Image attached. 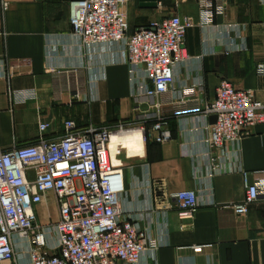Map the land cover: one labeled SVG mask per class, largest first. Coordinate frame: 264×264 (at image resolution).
Listing matches in <instances>:
<instances>
[{
  "label": "crops",
  "instance_id": "obj_1",
  "mask_svg": "<svg viewBox=\"0 0 264 264\" xmlns=\"http://www.w3.org/2000/svg\"><path fill=\"white\" fill-rule=\"evenodd\" d=\"M1 1L8 9L0 13V150L34 143L39 123L49 126L44 137L56 140L65 121L78 129L123 125L147 133L160 119L169 140L156 143L146 134L142 154L129 157L124 151L118 157L121 218L158 244L137 264H264V197L246 215L228 208L244 197L242 174L264 172V124L238 143L209 150L212 117L176 118L169 104L190 87L204 106L222 80L264 103V74L257 70L264 62V0H225L224 12L215 13L208 28L199 25L197 0H156L154 7L127 0L129 33L171 16L191 24L184 36L188 58L174 67L173 86L159 100L144 94L149 83L143 69L132 73L124 63L123 43L85 45L72 35L71 4L78 0ZM23 91L36 96L22 100ZM158 102L161 107L155 108ZM115 138L125 149L128 141L141 144L138 133ZM180 191H194L198 198L189 222L179 221L169 198ZM35 211L42 225L58 218L52 195ZM13 241L15 264H29L26 243ZM55 241L52 233L49 246Z\"/></svg>",
  "mask_w": 264,
  "mask_h": 264
},
{
  "label": "built area",
  "instance_id": "obj_2",
  "mask_svg": "<svg viewBox=\"0 0 264 264\" xmlns=\"http://www.w3.org/2000/svg\"><path fill=\"white\" fill-rule=\"evenodd\" d=\"M127 0H78L71 4V33L85 45L123 43L122 59L134 73L143 69L149 83L144 94L161 99L174 83V67L187 58L185 31L191 24L178 16L152 22L129 33L123 11ZM199 25L211 27L215 13H223L225 0H197ZM8 4L0 2V13ZM264 74V62L257 67ZM34 91L19 94L22 100L34 99ZM176 118L187 115L215 117L207 141L209 150L226 143H238L256 125L264 124V103L253 93L220 81L212 102L201 106L193 88L180 91L169 102ZM155 108L161 107L158 102ZM45 123L38 124L39 137L31 144L0 150V264L14 263V241L28 246L29 264H137L144 254H153L158 244L128 219L121 218L118 198L124 191L122 163L113 164L123 151L117 145L111 152L114 135L130 129L118 125L78 129L65 121L64 134L48 140ZM133 130V129H132ZM156 143L170 139L165 122L157 121L146 133ZM127 155V154H126ZM244 197L228 206L237 216L246 215L260 195L264 197V172L243 173ZM162 189V186L160 185ZM163 190V189H162ZM52 195L58 218L39 224L35 208ZM174 201L181 222L193 219L199 202L194 191H180ZM170 206L167 205L166 209ZM56 236L54 246L48 237ZM195 250H200L199 247Z\"/></svg>",
  "mask_w": 264,
  "mask_h": 264
},
{
  "label": "bare ground",
  "instance_id": "obj_3",
  "mask_svg": "<svg viewBox=\"0 0 264 264\" xmlns=\"http://www.w3.org/2000/svg\"><path fill=\"white\" fill-rule=\"evenodd\" d=\"M132 133H134V134H135V133H138V134L140 135V142H141V144L139 143L138 140H136V141H135V140H133V141H128V142L126 143V148L128 149V150H127V149H125V148L123 147V145L121 144V142H118V143L115 142V140H116L115 137L122 138V137H124V136H128V135H130V134H132ZM117 145H121V146L123 147V149L125 150L127 156H129V157H132V156H138V155H140V154L143 153V149H144L142 134H141V132H140L139 130H131V131H129V132L123 134V135H114V136L112 137L111 144H110L111 152L114 151V149H115V147H116ZM140 148H141V150H140ZM132 150H135V153L131 152ZM139 150H140V152H139ZM112 162H113V164H115V165H117V164L119 163V161H118L117 158H113V159H112Z\"/></svg>",
  "mask_w": 264,
  "mask_h": 264
},
{
  "label": "water",
  "instance_id": "obj_4",
  "mask_svg": "<svg viewBox=\"0 0 264 264\" xmlns=\"http://www.w3.org/2000/svg\"><path fill=\"white\" fill-rule=\"evenodd\" d=\"M142 1L149 2L148 3L149 6H152V7H154L156 5V0H142ZM211 120H212V124H214L216 118L215 117H212Z\"/></svg>",
  "mask_w": 264,
  "mask_h": 264
},
{
  "label": "rangeland",
  "instance_id": "obj_5",
  "mask_svg": "<svg viewBox=\"0 0 264 264\" xmlns=\"http://www.w3.org/2000/svg\"><path fill=\"white\" fill-rule=\"evenodd\" d=\"M123 154L125 155L124 151L122 152V155H123ZM117 159L119 160V158H117ZM52 215H53V217H54V214H52ZM46 217H47L46 214H44V215L42 216V219H43V220H46V219H47Z\"/></svg>",
  "mask_w": 264,
  "mask_h": 264
}]
</instances>
